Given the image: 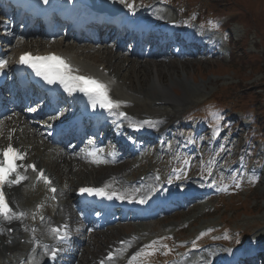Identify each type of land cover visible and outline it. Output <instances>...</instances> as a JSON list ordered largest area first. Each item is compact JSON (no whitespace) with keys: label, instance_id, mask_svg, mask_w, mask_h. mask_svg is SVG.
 <instances>
[{"label":"rangeland","instance_id":"374dc122","mask_svg":"<svg viewBox=\"0 0 264 264\" xmlns=\"http://www.w3.org/2000/svg\"><path fill=\"white\" fill-rule=\"evenodd\" d=\"M183 1L186 4L188 3V0ZM223 2L230 4L226 6L225 10L222 9L225 6L219 5L218 7L221 12L242 16L239 19H232L238 22L232 27V29L234 28V47L236 50L233 53H237L238 51L237 55L242 54L240 41L244 38L243 44L246 47L245 56L240 58L241 60L238 64L236 62H231V64V57L214 58L203 62H178V60L171 63L169 62V64L163 62L161 64V67L164 69L163 78L168 85L176 78L181 77L185 78V81L189 84V91H186L188 89L187 87H185L184 90L182 85H175L176 89L178 86L181 87L178 88L179 95L183 100L186 99L188 101L186 103L187 108H185L187 110L177 115V117L196 108V106L201 103L205 104L212 98L213 100L211 102L219 106L229 105L233 106V109H241V105L257 108L256 115L259 119V124L258 121H254L251 129H255L254 142L258 144L255 154L264 158V152L259 151V148L264 149V65L262 64L264 62V0H258V4L261 7H257L255 3L248 0H224ZM212 3L213 0H200L198 2V4L214 7ZM248 51H253V53H248ZM148 61L152 60H147L145 62ZM145 62L144 65L147 64ZM130 71V77L134 79L133 69L131 68ZM141 71V78L144 79L140 78V80L143 81L142 85H145L150 76V71L146 66L143 67ZM134 82L136 81L134 80ZM224 86H227L226 89H224ZM238 88L251 89L255 95H258L259 100H253V105L249 104L251 100L248 97L243 98L241 101H237L236 97L233 98V93L235 90H238ZM250 110L253 111L252 108H250ZM174 120L175 117L172 118V122ZM243 122L244 121L239 122V126L234 129V132L238 135L237 138L249 134L244 133L247 131L248 126H242L241 124ZM238 128H241V131L238 130ZM233 146H235V144ZM69 169L71 170L72 168L70 167ZM86 173H89V169ZM69 177L68 175L67 178ZM72 177L75 178L76 175ZM203 207L205 209V211H203L204 218L200 217V212L203 210ZM213 209L214 212H211ZM208 210L210 212H207ZM187 215L191 219H195L196 223L194 224L192 220H189V222H191V227L183 232L186 238L195 235L197 231L196 225H213L215 228H220V225L223 223H227L235 229L243 230L244 234L252 235V237L257 233L264 236V170L261 182L253 188H246L237 196L216 199L214 203L207 206H198L188 212L184 211L178 213L175 217L181 218ZM255 222H257V225L253 227ZM114 232L115 231L111 229L108 233L115 234ZM94 242L101 245L98 238ZM91 249V246L88 247L86 255L91 254Z\"/></svg>","mask_w":264,"mask_h":264},{"label":"snow or ice","instance_id":"6c2138e0","mask_svg":"<svg viewBox=\"0 0 264 264\" xmlns=\"http://www.w3.org/2000/svg\"><path fill=\"white\" fill-rule=\"evenodd\" d=\"M48 0H44V3H47ZM121 3L126 4V6L134 11L133 4H127L126 0H120ZM213 29L218 28L216 22H210ZM21 64L27 65L34 72L35 75L42 78L49 85H63L65 92L70 95L73 93H83L87 95L91 100V106L93 108L104 109L107 112L123 117L124 120L128 121V126L134 131H140L147 127H156V122L150 120L136 121L122 111H120L122 106H127L126 102L114 99L110 94L109 86L102 81L91 77L75 74L78 70L73 69V67L61 56L50 54L46 56H33L31 53H25L20 57ZM7 61H0V72L7 66ZM34 110V109H32ZM216 119L219 120V114H214ZM102 149H94L89 153L93 157V163H104L103 159L99 157V153L102 152ZM25 155L19 151V149L14 148L9 144L6 148L0 149V219H4L8 222H11L13 219H18L24 215V213L17 214L13 208L10 206L6 193V187H13L21 184L22 181L27 180V175L22 174L21 169L25 171L28 168H31L33 171H36L35 165H24L18 164L17 161H23ZM187 163V161H186ZM41 179L46 183L51 184V180L44 176V173L41 171L39 173ZM14 177V178H13ZM223 179V178H221ZM234 181L235 177L232 178ZM169 183L171 181H168ZM236 186L239 187L240 184L236 183ZM226 190V189H224ZM52 192H55L56 189L52 188ZM152 192L156 191L155 189L151 190ZM81 194H87L90 196H97L106 199H119V200H128L130 202H138L139 204H147L150 199V194L138 195V190L133 189L131 192L124 190L123 192H117L112 190L111 185H105L101 188L85 187L80 189ZM35 231V230H33ZM54 235L60 236L61 239L66 238V233L61 235L60 230L51 229ZM158 242L153 241L151 245H146V248H153ZM47 249V245L44 246ZM166 247V246H165ZM153 253L137 252L134 254L129 264H133L139 256L142 255H151ZM56 251H51V258L55 259ZM112 257L110 256L109 259ZM103 264V262H102Z\"/></svg>","mask_w":264,"mask_h":264},{"label":"bare ground","instance_id":"6f19581e","mask_svg":"<svg viewBox=\"0 0 264 264\" xmlns=\"http://www.w3.org/2000/svg\"><path fill=\"white\" fill-rule=\"evenodd\" d=\"M101 27L107 29L109 26L103 24L101 25ZM63 52H66L74 60V62L80 65L81 69L84 71H95L98 73H104V69H107L108 76H111L112 78H117V81H115V85H114L115 93L118 95L119 98H123L127 101H132L133 105H135L134 111L137 112L136 114H139L140 116L143 114H148L153 116L160 115L169 118L172 117V115L178 114L182 111V109L180 108L183 106V103L186 99L183 100V98L178 94L179 93L178 88L180 86H178V88L176 89L175 85L177 84L182 85L183 89L185 90V87L188 88L189 84H187L188 82L185 81V78L181 77V78H176L168 85V83H166L165 79L163 78L164 69L163 67H161V64L157 61L148 62L146 65H142L139 61L133 62V64H135L138 70L142 69L145 66L149 68L150 76L147 79V83L145 85H142L143 81L140 80L138 74H137L138 77L137 83L134 81L127 82L124 79L123 81H121V79L119 78L120 71L114 70L115 59L119 57V55L117 54H112L109 51L104 52V54H106L105 59L108 61V63L104 65L102 70H100V66L102 65L94 64L93 62L87 60L86 56H84L85 58L83 59L80 58L82 55H86L85 50H81L80 55L72 54L67 51H63ZM130 67H131V62H129L128 66L124 68L129 69ZM129 91L136 93L130 94ZM186 91H189V88ZM137 93H139L140 95H138ZM141 95H144V97L139 98ZM159 101H161V103L157 104V102ZM165 103H167L165 105L166 107H163ZM170 106H173V108L169 109L168 107ZM20 121L21 118L19 117L14 119L12 122H10L9 125L5 127H0V147H2L4 144L9 142H17L24 148L30 150V152L33 153V158H35L40 165L45 166V162H46V164H48L47 170L53 172L54 165H51L50 159H56L54 160V163L60 165L59 159H61L60 158L61 155L55 158L53 154L48 152L47 145L43 149H41L40 147H36L33 138L31 137L27 138L28 137L27 131L26 130L22 131V126H21L22 123ZM32 134L33 137H35V140L42 138V136L38 135L36 131H34ZM63 162L67 163V168L70 167L72 168L70 161H68V158H65ZM112 172L113 169L110 168H107L100 173L89 172L90 174L82 178L83 179L82 182H100L103 179L110 176ZM123 174L124 173L114 178L117 184H122L125 182ZM130 189L133 190L135 188L133 186H130ZM11 194L18 203L24 205L21 207V209L25 211H28L29 206H32L34 204V201L36 200L34 198L35 191H31L30 189L24 188L23 186L13 189ZM65 197L70 199L73 197V195L70 192H66ZM29 198L31 199V202L28 201ZM63 206L66 207L67 204L63 203ZM68 207L71 212L72 207L70 203H68ZM23 220L27 221V218H23ZM262 238H264V236H262L261 239ZM7 241L8 240L6 238L0 237V250H2L3 255L5 257L8 256L9 251L11 252L18 251L21 248L17 240H12L14 241L12 244L7 243ZM129 251L130 253H132L133 249H130ZM216 258L217 257L215 255H212L208 257V260L214 261Z\"/></svg>","mask_w":264,"mask_h":264}]
</instances>
